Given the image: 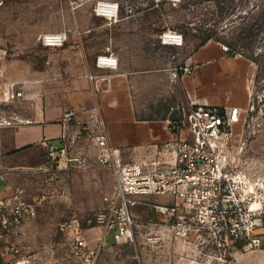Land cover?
Listing matches in <instances>:
<instances>
[{
    "label": "rangeland",
    "instance_id": "1",
    "mask_svg": "<svg viewBox=\"0 0 264 264\" xmlns=\"http://www.w3.org/2000/svg\"><path fill=\"white\" fill-rule=\"evenodd\" d=\"M123 1L132 12L109 21L93 13L95 0H78L77 9L66 0H5L0 4V90L5 83L32 82V92L44 99L62 98L66 88L71 90L87 74L98 73L96 62L101 56L115 53L122 63L133 62L137 69L152 71L164 65L176 69L210 37L252 61L253 103L264 109V0H182L178 6L156 0ZM167 32L181 34L182 46L163 44L161 35ZM46 34H67V40L61 47L45 46ZM143 99L148 100L152 117H162L176 105L170 97ZM1 109L19 113L24 106ZM260 120L264 124V114ZM250 149L252 157L264 164V125ZM47 161L10 168L14 187L37 202L38 213L17 233L0 236L3 264H76L60 225L98 212L112 192L114 175L107 166L48 169ZM258 192L264 195V190ZM136 200L135 243L117 244L111 233L97 264H231L235 260L236 252L222 260L206 257L200 248L186 251L170 243L160 232L164 216L154 208L161 199Z\"/></svg>",
    "mask_w": 264,
    "mask_h": 264
},
{
    "label": "built area",
    "instance_id": "2",
    "mask_svg": "<svg viewBox=\"0 0 264 264\" xmlns=\"http://www.w3.org/2000/svg\"><path fill=\"white\" fill-rule=\"evenodd\" d=\"M4 1L0 0V4ZM66 1L73 9L81 6L78 0ZM156 2L178 6L182 0ZM123 12H132L123 0H95L93 6L96 16L109 21H117ZM58 36L53 38L55 41L44 37L42 42L45 46L56 42L61 47L67 34ZM166 36V33L161 35L163 44L171 41L170 45L182 46L181 34L175 33L172 40ZM220 47L227 56H243L228 44ZM100 58L98 64L102 67H118L117 59L113 60L112 56L108 57L112 59L109 64H103ZM180 71L191 73L192 65L186 62L180 65L175 69V77ZM91 79L98 91V77ZM31 83L1 85L0 180L3 181L11 172L5 164L3 130L24 120L18 112L6 111L1 106L22 105L28 98L40 99V93L32 92ZM46 108V104H41L42 110ZM181 111L168 120L173 138L153 145L138 159H125L121 149L110 143L100 106L85 121L78 119L74 109L64 112L60 145L46 143L48 169L87 170L92 163H98L111 168L114 175L112 192L105 196L101 210L85 218L73 217L60 225L70 247L69 256L76 264H97L111 233L117 244L135 243L137 222L133 208L141 197L161 199L154 205L164 216L160 232L170 243L186 251L200 248L206 257L219 256L223 260L234 252L259 248L261 239L256 229L264 223V195L258 191L264 190V164L252 157L250 148L263 131L260 119L264 109H257L252 94L246 108L192 103ZM24 193L21 188H13L9 195L0 193V236L17 233L37 216V202L26 199ZM255 201L260 202L259 207H253Z\"/></svg>",
    "mask_w": 264,
    "mask_h": 264
},
{
    "label": "crops",
    "instance_id": "3",
    "mask_svg": "<svg viewBox=\"0 0 264 264\" xmlns=\"http://www.w3.org/2000/svg\"><path fill=\"white\" fill-rule=\"evenodd\" d=\"M111 56L113 60L117 59V68L102 67L96 62L98 73L87 74L89 77L71 90L66 88L68 92L62 98L52 95V98L44 99L41 94L40 99L28 98L23 103L24 110L19 114L24 121L4 129L2 134L8 168L28 162L40 164L45 158L47 160L49 146L46 143L50 141L55 146L60 145L63 116L68 109L76 110L78 119L85 121L89 119L90 112L100 106L110 143L121 149L124 157L138 159L147 154L153 145L173 138L168 130V120L175 118L183 108L188 109L192 103L246 108L253 94L252 61L244 56L234 58L225 55L213 41L193 51L186 60L193 71H180L177 77L175 68L168 69L166 65L152 71L137 69L133 62L122 63L115 53ZM108 71L110 75L105 76ZM91 76L98 77V91ZM145 96L174 98L176 105L168 108L166 115L152 117L148 114L152 108L148 100L143 99ZM37 101L38 104L33 106L32 102ZM41 104L47 105L46 110L41 109ZM2 181L0 193L9 195L15 188L12 174ZM256 234L261 239L259 248L247 253L237 251L231 264H264V223L256 229ZM2 255L0 252V264H3Z\"/></svg>",
    "mask_w": 264,
    "mask_h": 264
},
{
    "label": "bare ground",
    "instance_id": "4",
    "mask_svg": "<svg viewBox=\"0 0 264 264\" xmlns=\"http://www.w3.org/2000/svg\"><path fill=\"white\" fill-rule=\"evenodd\" d=\"M166 35H167L166 37L168 38V40H172V37L175 36V34L173 32H167ZM44 37L46 38V40L55 41L53 38H56V37H59V36H58V34H46ZM57 44L58 43H56V42L55 43L52 42L49 45L50 46H57ZM100 59H101V62L103 64H109V62L112 61V59H109L107 56H101ZM251 187H252V190H255V187H254L253 183H251ZM262 187H264V186H262ZM259 206H260V202L255 201L254 204H253V207L256 208V207H259Z\"/></svg>",
    "mask_w": 264,
    "mask_h": 264
},
{
    "label": "trees",
    "instance_id": "5",
    "mask_svg": "<svg viewBox=\"0 0 264 264\" xmlns=\"http://www.w3.org/2000/svg\"><path fill=\"white\" fill-rule=\"evenodd\" d=\"M210 40H211L210 37L206 38V39L203 41V44H202L201 46L205 45V44L208 43ZM198 48H199V47H196V49H198Z\"/></svg>",
    "mask_w": 264,
    "mask_h": 264
}]
</instances>
